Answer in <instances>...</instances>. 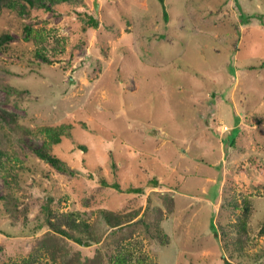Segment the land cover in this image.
Here are the masks:
<instances>
[{
  "label": "rangeland",
  "instance_id": "1",
  "mask_svg": "<svg viewBox=\"0 0 264 264\" xmlns=\"http://www.w3.org/2000/svg\"><path fill=\"white\" fill-rule=\"evenodd\" d=\"M85 1L0 14V34H12L0 103L17 114L0 121L13 156L0 170V264L38 246L52 264H93L97 247L105 255L119 241L150 264H264L251 260L264 254V0H98L101 23L83 32L80 13L96 10ZM61 123L71 125L55 146L66 170L34 150ZM229 196L251 199L243 260L215 232L241 213ZM45 204L77 211L100 241L49 230ZM106 212L134 221L112 226Z\"/></svg>",
  "mask_w": 264,
  "mask_h": 264
},
{
  "label": "trees",
  "instance_id": "2",
  "mask_svg": "<svg viewBox=\"0 0 264 264\" xmlns=\"http://www.w3.org/2000/svg\"><path fill=\"white\" fill-rule=\"evenodd\" d=\"M61 1L65 0H0V14L4 9H11L17 11L19 14H26L30 8L40 7L45 10H51L53 6L61 3ZM78 1V0H72ZM83 2L85 6L87 3L85 0H80ZM166 20L163 18V24L168 23L166 13ZM80 18L82 21L81 28L83 32L88 31L91 27L96 28L101 23V20L98 17L97 11L95 10L93 13L88 10H84L80 13ZM33 26L30 23H27L24 27L25 38L30 39L33 31ZM37 39H43L45 35L41 32L40 34H36L34 36ZM12 39V34L10 32H3L0 34V49L4 50L7 48L8 43ZM45 46L38 48L37 55L44 58L46 61H49L48 55L45 53ZM1 86V84H0ZM17 114L4 108L0 103V121L8 119L9 123L15 122ZM71 126L70 124L61 123L59 125H47L44 127L42 131L46 133V137L44 139L43 144L40 147H35V152L37 156L41 159L43 163L51 164L52 167L59 170H66L68 168L67 160L56 153L55 146L59 144L62 140V134L68 133L66 128ZM228 130V129H227ZM156 133V131H155ZM231 143V141H229ZM231 144H234L232 142ZM10 151L7 149H3V146H0V170L2 168H7L3 164L6 163V159L13 157L9 153ZM18 159V158H15ZM254 158H251L252 161ZM42 163V164H43ZM115 168L117 167L116 163L114 164ZM264 165L261 166V169ZM47 169V167H46ZM264 172V171H263ZM6 177H8L6 175ZM104 183L107 181L102 178ZM115 187L120 188V183L115 181L112 183ZM157 184H153L152 186H157ZM148 186H151L148 183ZM143 186H132L133 190H130L134 193L143 192ZM7 196V195H4ZM5 198V197H0ZM228 204L234 207L235 209H240L241 213H238L234 220H221L219 219V227H215V232L220 236L223 248L226 252H229V255L236 258L246 259L249 256L248 248L251 244V229L249 225V219L252 211L251 207V199L248 196H244V204L239 202L235 196H229ZM227 203H223L222 206L225 207ZM10 210V209H9ZM42 213L45 214V224L48 225L49 230H54L55 232L61 233L59 235H63L66 237H71L77 240L78 242H82L86 245H90L93 241L99 242V237L96 236L91 224L81 215L74 210H61L60 208H52L50 205L45 204L43 206ZM12 211V210H11ZM252 213V212H251ZM106 219L112 226L120 227L125 222H132L134 218L132 215H120L114 214L112 212L105 213ZM44 225V224H43ZM158 223L155 226V235L159 238L162 243L167 244V236L168 232L163 229V226ZM262 231L264 232V221L262 225ZM57 234V233H54ZM97 253L94 259L93 264H150L151 257L142 249L138 250L140 253L136 255L137 251L133 250V248L128 247L125 243L118 242V245L111 249L107 254L104 255V251L101 247L96 248ZM264 256L262 252H259L251 259L252 262L258 261L259 257ZM230 259H225L227 263H230ZM250 262V263H252ZM9 264H52L49 260L45 259L43 247L38 246L35 247L32 252L28 256L23 257L20 260H14Z\"/></svg>",
  "mask_w": 264,
  "mask_h": 264
},
{
  "label": "water",
  "instance_id": "3",
  "mask_svg": "<svg viewBox=\"0 0 264 264\" xmlns=\"http://www.w3.org/2000/svg\"><path fill=\"white\" fill-rule=\"evenodd\" d=\"M94 6H95L97 13H99L98 12V10H99V1L98 0H94Z\"/></svg>",
  "mask_w": 264,
  "mask_h": 264
},
{
  "label": "built area",
  "instance_id": "4",
  "mask_svg": "<svg viewBox=\"0 0 264 264\" xmlns=\"http://www.w3.org/2000/svg\"><path fill=\"white\" fill-rule=\"evenodd\" d=\"M222 125H224V130L229 129V126H227L226 124H222Z\"/></svg>",
  "mask_w": 264,
  "mask_h": 264
},
{
  "label": "crops",
  "instance_id": "5",
  "mask_svg": "<svg viewBox=\"0 0 264 264\" xmlns=\"http://www.w3.org/2000/svg\"><path fill=\"white\" fill-rule=\"evenodd\" d=\"M224 132V131H223Z\"/></svg>",
  "mask_w": 264,
  "mask_h": 264
}]
</instances>
